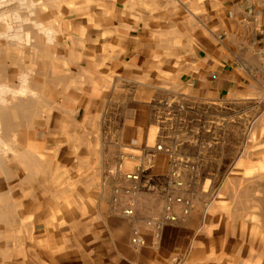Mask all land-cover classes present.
I'll use <instances>...</instances> for the list:
<instances>
[{"label": "crops", "instance_id": "obj_1", "mask_svg": "<svg viewBox=\"0 0 264 264\" xmlns=\"http://www.w3.org/2000/svg\"><path fill=\"white\" fill-rule=\"evenodd\" d=\"M85 15L95 35L70 50L81 88L76 107L57 110L70 122L55 130L54 145L75 150L59 163L70 167L44 189L37 236L20 256L7 249L5 264H264L213 219L219 207L204 216L190 194L170 190L172 160L156 149L166 147L159 106L264 101V0H88ZM121 155L133 157L125 171L143 167L132 218ZM179 194L189 215L175 206L177 221H164L167 196ZM151 219L163 222L159 238Z\"/></svg>", "mask_w": 264, "mask_h": 264}, {"label": "rangeland", "instance_id": "obj_2", "mask_svg": "<svg viewBox=\"0 0 264 264\" xmlns=\"http://www.w3.org/2000/svg\"><path fill=\"white\" fill-rule=\"evenodd\" d=\"M87 2L0 0V264L7 249L20 256L23 242L37 236L44 189L70 167L59 163L75 150L54 145L55 130L70 122L57 110L76 107L79 58L70 50L95 35L85 31ZM163 108L156 122L182 190L204 216L219 207L213 219L236 233L247 255L264 257V101Z\"/></svg>", "mask_w": 264, "mask_h": 264}, {"label": "built area", "instance_id": "obj_3", "mask_svg": "<svg viewBox=\"0 0 264 264\" xmlns=\"http://www.w3.org/2000/svg\"><path fill=\"white\" fill-rule=\"evenodd\" d=\"M157 151L160 153L169 154V149L163 145H157ZM128 159H133V157L121 155L116 163V171L121 177L122 181L126 182L128 186L124 189V193L130 195L132 198L130 200V205L128 208L123 210V215L126 217L135 216L136 208V198L139 193V182L141 179V173L143 171L142 165H138L132 171H125V162ZM184 183L181 181V172L177 169V164L172 160V171H171V181H170V190L172 191H182ZM119 189H115V193H118ZM175 206L182 208V211L185 215H189L192 208V202L190 199L184 198L182 195H176L175 197L167 196V202L165 205V217L164 221L176 222L177 217L174 216L173 209ZM146 227L154 229V237L159 238L160 229L163 226L162 221L151 219L145 222ZM132 243L137 247H142L145 245V241L138 236V233L135 231Z\"/></svg>", "mask_w": 264, "mask_h": 264}, {"label": "bare ground", "instance_id": "obj_4", "mask_svg": "<svg viewBox=\"0 0 264 264\" xmlns=\"http://www.w3.org/2000/svg\"><path fill=\"white\" fill-rule=\"evenodd\" d=\"M26 82V81H25ZM23 90H25V88L23 89ZM21 91H22V89H21ZM7 125V124H6ZM1 129V128H0ZM12 152V151H11ZM2 154V153H1Z\"/></svg>", "mask_w": 264, "mask_h": 264}]
</instances>
